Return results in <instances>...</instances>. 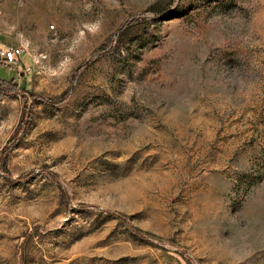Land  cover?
I'll return each instance as SVG.
<instances>
[{"label":"rangeland","instance_id":"obj_1","mask_svg":"<svg viewBox=\"0 0 264 264\" xmlns=\"http://www.w3.org/2000/svg\"><path fill=\"white\" fill-rule=\"evenodd\" d=\"M0 264H264V0H0Z\"/></svg>","mask_w":264,"mask_h":264},{"label":"built area","instance_id":"obj_2","mask_svg":"<svg viewBox=\"0 0 264 264\" xmlns=\"http://www.w3.org/2000/svg\"><path fill=\"white\" fill-rule=\"evenodd\" d=\"M23 53L24 50L21 45H11L0 50V58L7 65H17Z\"/></svg>","mask_w":264,"mask_h":264},{"label":"trees","instance_id":"obj_3","mask_svg":"<svg viewBox=\"0 0 264 264\" xmlns=\"http://www.w3.org/2000/svg\"><path fill=\"white\" fill-rule=\"evenodd\" d=\"M0 82H2L3 85L9 86V88H11V89H14L16 87V82L13 79L12 80H5V79H1L0 78ZM6 94L7 93H5L4 91L3 92H0V95L1 96H4Z\"/></svg>","mask_w":264,"mask_h":264}]
</instances>
